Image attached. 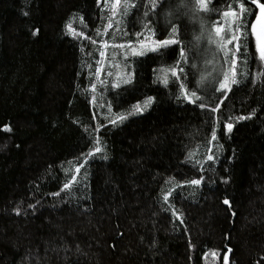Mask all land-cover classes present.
<instances>
[{
    "label": "trees",
    "instance_id": "16d2710c",
    "mask_svg": "<svg viewBox=\"0 0 264 264\" xmlns=\"http://www.w3.org/2000/svg\"><path fill=\"white\" fill-rule=\"evenodd\" d=\"M130 2L127 14L121 0L113 15L111 0H0V264H225V255L227 264H264V63L242 38L255 7L248 0L249 18L239 17L241 83L223 102L209 91L213 99L200 109L179 88L195 90V53L177 64L199 20L190 11L171 20L173 37L169 0L156 9L149 0ZM186 2L215 24L229 6L240 14L244 0H212L215 12ZM152 38L178 44L132 54L129 44ZM173 67L184 68L178 80ZM128 72L130 84L112 87ZM148 97L143 112L109 123ZM85 128L102 149L87 163L81 154L94 142ZM73 175L78 182L61 191ZM201 176L199 186L187 183Z\"/></svg>",
    "mask_w": 264,
    "mask_h": 264
},
{
    "label": "snow or ice",
    "instance_id": "6c2138e0",
    "mask_svg": "<svg viewBox=\"0 0 264 264\" xmlns=\"http://www.w3.org/2000/svg\"><path fill=\"white\" fill-rule=\"evenodd\" d=\"M151 3L152 9L157 8V4L161 3V0H149ZM212 2V0H195V4L199 7V9H202L204 12H215V9H210L208 6ZM251 4L255 7V9H258L257 11H253L252 15L255 17L254 21H250V27H251V34L254 37L255 41V51L259 54V59L261 61H264V2H261V0H250ZM107 3V0H106ZM248 3V0H244L243 3L239 4L240 12H247V9L244 7V4ZM121 6V0H111V8L113 10V15H115V10ZM136 5L134 3H131L130 0H123V8L124 13L127 14L128 11H130L133 7ZM162 6V3H161ZM192 13V16L194 19L199 20L200 23V33L199 34H193V39L190 41V48L186 52L184 47L180 48V61H177V64H180L181 62L188 63V56L190 53H195V55L192 58L191 63L189 64L190 69L192 70V76L195 80V83L193 85L195 90H192L189 92L188 87H186L185 83H180V94L182 98L187 101L190 104L198 105L200 109H205L207 107L208 102L212 101V97L208 96V92L211 91L213 94H219V98H221V102H223L222 98L227 97L228 93L232 91L233 86L239 85L241 83L240 80L237 79V53L240 51V44L239 40L241 38V27L242 25L239 22V13L235 11V9L231 6H229L228 10L223 11L221 15L224 22L217 21L215 24H206L203 19H200V14L197 11L196 7H189V4L186 2V0H179L177 3H171V0H169V8L167 13L165 14V20L169 21L170 27L172 29L173 37L175 36L176 32L178 31V27L176 24H172L171 20L178 19L181 15H187L188 12ZM148 13L145 12V16H147ZM111 21V18H109ZM231 19L232 23H235L236 27L233 31L229 26L228 22ZM151 22L148 24H145L144 27L147 29V31L154 35L153 29L150 26ZM260 25V29L258 30L257 25ZM66 27L69 30L70 34L76 35L75 30L72 28L71 24L66 25ZM112 24L109 22V24L106 26L107 28H111ZM79 35H83V33H80ZM139 36L140 33H137ZM206 38L207 44L213 47L210 48H202L201 42ZM234 42L235 46L234 48H230L229 45H232ZM95 43V41H93ZM178 40L175 38H169L162 41H155L153 40L151 45L147 43V41H142L139 43L138 49L136 46H132L129 44V47L131 48L132 54L137 56H143L145 55L146 51L156 52L158 48H163V46H169V45H177ZM120 47H123L121 45ZM223 53V65H220L217 67V58L220 53ZM209 53L211 54V58H209ZM101 57H104L105 53L101 51L99 53ZM203 61V67L199 66V61ZM224 65H227L228 67L225 68ZM209 67H211V71H209ZM171 75L175 77L177 80L179 79V73L184 72V68H176L173 67L170 69ZM96 72H100V68L96 69ZM198 74V79H196V76ZM118 80L117 82H114L112 84V87L118 88L121 84L127 85L132 82L133 73L128 72L125 77H121L120 74H117ZM162 84L167 85L169 83L167 77L163 78L160 81ZM96 85H92V90L95 91ZM198 92H203L204 95H198ZM179 98V97H178ZM95 100V97L93 98ZM153 98L148 97L143 107L140 103H137L132 106V110L127 114H119L116 115L115 118L109 119V123L115 127L118 124L123 123L126 119H128V116L130 115H138L141 112L144 111L145 108L148 107V105L152 102ZM220 108V104L217 103L215 107H212L210 109L211 113L217 112V110ZM109 110H111V105H109ZM249 117H239L238 119H249ZM98 126L95 131H99ZM224 130L227 132H231L233 128L232 123H226L224 124ZM7 130V129H6ZM85 133L87 134V137L89 140L94 142V147L92 150H90L87 153H82L81 155L84 157L85 163H87L89 157H93L94 155L101 153L102 149L99 147L101 141L99 140V137H93L92 132H90L87 128H85ZM216 139V129L212 128V140L214 141ZM211 151V150H210ZM214 155L209 154L206 156L207 161H213ZM104 159H107V156H104ZM196 164H200L199 161H196ZM84 167V164H80L79 167L76 168V172L79 173L80 169ZM201 170L203 168L201 167ZM204 180V177L201 176L199 179H192L188 181L187 183L190 186H199L201 182ZM74 182L77 181V176L73 175L71 177V180L68 183H65L63 185V188L61 191L64 190H70L71 186ZM54 196H58L59 193H53ZM170 193H167L164 195L163 199L165 202L168 201ZM225 205H229V200L225 199L223 201ZM29 207H34L33 205H30ZM19 212V210H17ZM175 214V213H173ZM183 221H181L182 223ZM231 251V249H229ZM213 256H215V253H213ZM227 255H225L224 260L225 264H227Z\"/></svg>",
    "mask_w": 264,
    "mask_h": 264
},
{
    "label": "rangeland",
    "instance_id": "374dc122",
    "mask_svg": "<svg viewBox=\"0 0 264 264\" xmlns=\"http://www.w3.org/2000/svg\"><path fill=\"white\" fill-rule=\"evenodd\" d=\"M256 11L258 12V9H256ZM248 15V13L246 12V18L248 17L249 18V15ZM239 17L241 18V19H243V13H241L240 12V14H239ZM254 19H255V17H253L252 19H251V21H254ZM218 21H220V22H224L223 21V19L222 20H218ZM240 22V21H239ZM241 24V23H240ZM245 24V23H244ZM242 25V24H241ZM228 26L232 29V22H231V19L229 20V22H228ZM257 28H258V30L260 29V25L258 24L257 25ZM247 33L248 34H246V35H242V38L244 39V38H246V39H249L250 38V42H251V44H252V46H253V49H254V51H255V41H254V37L252 36V34H251V27H250V23H248V28H247ZM241 33H245V29H244V27L243 28H241ZM153 40H155V41H162V40H156V39H151V40H149V41H147V43H149L150 45H151V43H152V41ZM205 39L204 40H202V42H201V45H202V48H204V46H206V44H205ZM210 46V45H209ZM210 47H213V46H210ZM138 48V47H137ZM206 49V48H205ZM147 52H151V51H146L145 53H147ZM255 54H256V57H257V59H258V62H260V63H264V61H261L260 59H259V54L255 51ZM221 54H219V56H218V58H217V63H221V61L219 60L221 57ZM199 66H200V64H199ZM197 79H198V77H197Z\"/></svg>",
    "mask_w": 264,
    "mask_h": 264
}]
</instances>
